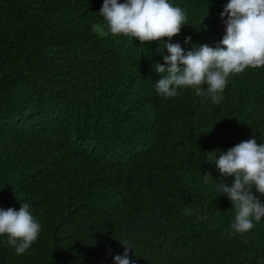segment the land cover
<instances>
[{
  "label": "trees",
  "instance_id": "trees-1",
  "mask_svg": "<svg viewBox=\"0 0 264 264\" xmlns=\"http://www.w3.org/2000/svg\"><path fill=\"white\" fill-rule=\"evenodd\" d=\"M169 2L187 23L142 45L110 33L104 0H0V208L26 202L42 228L22 255L0 237V264H116L119 240L132 264H264V217L232 232L216 184L234 177L209 163L264 144V67L230 76L219 104L161 97L164 44L220 45L229 0Z\"/></svg>",
  "mask_w": 264,
  "mask_h": 264
},
{
  "label": "clouds",
  "instance_id": "clouds-1",
  "mask_svg": "<svg viewBox=\"0 0 264 264\" xmlns=\"http://www.w3.org/2000/svg\"><path fill=\"white\" fill-rule=\"evenodd\" d=\"M99 13L113 36L135 38L142 45L171 39L187 23L186 11L169 0H104ZM221 17H226V34L217 47L204 44L185 51L180 43L164 44L169 55L164 57V64L154 65L162 74L155 82L161 97L174 98L179 90L192 88L196 95L219 104L230 76L264 67V0H229ZM185 44H191L190 37ZM209 163H214L222 175L234 177L231 186L216 184L219 195L226 194L235 209L232 232L250 231L264 217V203L253 191L264 196V144L254 138L242 141L220 153L218 159L215 155ZM210 178L211 174L205 173V183ZM41 231L28 203L22 202L19 211L0 208V237H7V244L17 255L24 254ZM119 241L125 251L114 257L116 264H132V247L127 240Z\"/></svg>",
  "mask_w": 264,
  "mask_h": 264
}]
</instances>
